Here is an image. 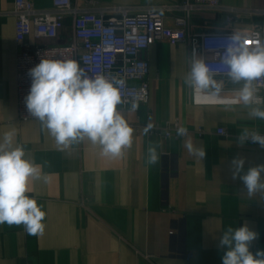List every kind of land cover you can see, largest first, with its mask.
<instances>
[{
  "label": "crops",
  "instance_id": "obj_1",
  "mask_svg": "<svg viewBox=\"0 0 264 264\" xmlns=\"http://www.w3.org/2000/svg\"><path fill=\"white\" fill-rule=\"evenodd\" d=\"M51 7L52 0H32ZM78 7L121 5L135 11L179 0H71ZM14 0H0V139L14 132L13 147L23 146L26 158L40 165V178L29 182L28 196L42 206L43 234L29 235L23 225L0 224V264H222L220 235L228 226L245 223L259 233L250 251L264 250V193L249 196L240 179L233 180L231 161L245 159L244 170L264 164V149L248 142L238 145L243 129L264 130V120L250 115L242 102L195 103L185 84L190 70L189 47L158 40L139 53L148 63V99L137 110L118 105L133 128L130 148L117 158L101 155V147L85 138L58 145L37 119L17 118ZM264 0H220L215 10H195L190 31L264 28ZM174 25L176 11H162ZM231 15L229 23L225 16ZM58 36L70 40L71 17H64ZM30 44L47 43L28 37ZM222 96L235 100L242 82L214 76ZM130 82H136L129 80ZM177 122L184 136L151 134L148 125ZM222 128L224 133H217ZM206 150L202 160L186 145ZM157 160L148 163V148ZM264 175V174H262Z\"/></svg>",
  "mask_w": 264,
  "mask_h": 264
},
{
  "label": "clouds",
  "instance_id": "obj_2",
  "mask_svg": "<svg viewBox=\"0 0 264 264\" xmlns=\"http://www.w3.org/2000/svg\"><path fill=\"white\" fill-rule=\"evenodd\" d=\"M236 39L239 43L225 48L223 63L231 81L242 82L237 98L227 100L222 96V83L217 82L208 64L194 53L185 84L192 90L195 103L242 102L245 106L253 103L256 98L253 82L264 77V45L257 43L251 48V41ZM27 75L31 79L24 97L27 112L39 120L58 145L67 147L87 138L101 147L102 156L112 158L122 156L124 149L131 147L134 130L117 110L122 103L123 79H109L103 74L90 77L77 61L59 58H41ZM137 107L133 102L132 108ZM250 115L264 120V108L253 107ZM186 133V128L177 129L179 136ZM13 136L14 132L9 131L0 139V224L23 225L29 235L43 234L45 212L35 198L26 194L30 180L40 178L41 166L26 158L23 146L13 147ZM237 140L240 146L252 142L264 149V135L258 131L245 128ZM186 147L198 158L206 157L205 149L194 148L191 142ZM156 160V149L150 145L148 163ZM245 162L239 156L232 159V179H240L249 196L264 193V164L245 171ZM258 239L259 233L247 223L236 228L228 226L219 238L218 246L224 249L222 264H264V250L250 251Z\"/></svg>",
  "mask_w": 264,
  "mask_h": 264
},
{
  "label": "built area",
  "instance_id": "obj_3",
  "mask_svg": "<svg viewBox=\"0 0 264 264\" xmlns=\"http://www.w3.org/2000/svg\"><path fill=\"white\" fill-rule=\"evenodd\" d=\"M220 0H179L160 7H147L132 11L121 5L97 7L88 1L86 7H78L71 0H52L51 7H35L32 0H14V39L15 85L17 118L19 120L35 119L26 109L24 97L28 94L31 79L28 70L37 65L41 58L72 59L90 77L103 74L109 79H123L125 85L120 89L122 107L132 108L136 102L138 107L147 102L148 63L139 57V53L150 44L165 40L175 44L184 42L189 47V61L195 53L203 59L214 76H228L225 48L235 46L240 40L251 41V48L257 43L264 45V28L252 27L245 32L231 30L203 31L199 34L190 31L189 19L195 10L217 9ZM176 11L173 16L174 25L165 24L162 11ZM258 12L264 15V9ZM71 17L72 34L70 40L62 43L52 42L63 26L64 17ZM231 15L225 16V23L231 21ZM36 40H48L47 43L30 44L28 37ZM134 80L136 82H130ZM256 98L253 103L264 104V77L253 82ZM119 111V108L117 107ZM151 134L172 135L180 128L177 122L162 127L158 124L148 125ZM258 131L264 135V130ZM217 133L224 130L218 128ZM250 145L256 143L248 142ZM33 198V197H32ZM23 230L25 227L23 226ZM28 233V232H27ZM192 253H185L187 264L192 262Z\"/></svg>",
  "mask_w": 264,
  "mask_h": 264
}]
</instances>
